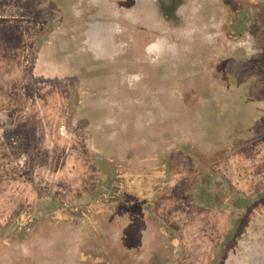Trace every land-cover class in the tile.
<instances>
[{
  "label": "rangeland",
  "instance_id": "rangeland-1",
  "mask_svg": "<svg viewBox=\"0 0 264 264\" xmlns=\"http://www.w3.org/2000/svg\"><path fill=\"white\" fill-rule=\"evenodd\" d=\"M108 262L264 264V0H0V264Z\"/></svg>",
  "mask_w": 264,
  "mask_h": 264
},
{
  "label": "trees",
  "instance_id": "trees-1",
  "mask_svg": "<svg viewBox=\"0 0 264 264\" xmlns=\"http://www.w3.org/2000/svg\"><path fill=\"white\" fill-rule=\"evenodd\" d=\"M185 153H187L192 159L194 160H197L198 159V154L196 153V150H194L193 148H191L190 146H186V148L183 149ZM163 162H161V167L163 168V171L162 172H169V165L167 164V161L166 160H162ZM108 176H113V180L111 178V180L113 181V183L111 184L112 186L108 188L107 190V193L111 194V196H108V197H105L106 194L103 195L102 197V201H110V200H113V207H112V210H114V214H117V213H121V214H125V213H130V209L129 207H127V205H130L128 202V191H129V188H131V186H134L135 187L137 186V182L140 180V176L138 175H135V174H131L129 175L128 177L126 175H124L123 177V180H124V183L123 185H120L118 182H117V179L118 181L120 182V175L119 173L117 172H113L112 174H109ZM135 176H137V179L135 178ZM211 178V175L209 176ZM133 180H135V182H133ZM210 182V180H209ZM133 184V185H132ZM201 193V197H208L207 198V201H210L212 199L213 201V196H211V193H209L207 191V188L205 189H202V191L200 192ZM220 195V194H219ZM155 197V196H153ZM151 197L150 200L147 201V203H144V204H141L140 207L142 206L143 207V211H144V214L150 219V220H153L154 221V217L151 213V209H152V204H153V200L154 198ZM220 198H222V195L219 196ZM100 200V198H96L95 200ZM217 198L214 197V201L216 200ZM106 201V202H108ZM222 202V200H220ZM129 209V210H127ZM110 263V262H108ZM112 264V263H110Z\"/></svg>",
  "mask_w": 264,
  "mask_h": 264
},
{
  "label": "crops",
  "instance_id": "crops-1",
  "mask_svg": "<svg viewBox=\"0 0 264 264\" xmlns=\"http://www.w3.org/2000/svg\"><path fill=\"white\" fill-rule=\"evenodd\" d=\"M163 171V168L160 170V172L162 173V177H161V180L159 183V187L158 188H154L156 186V183L152 181L151 178H149V174L153 173V172H133L135 175H138L140 176V180L137 182V186H136V189H137V194H134V191L135 189L134 188H131L129 189L128 191V195H129V203L130 205H127V207H132V205L136 204L137 201L138 203L141 205V204H144V203H147L148 200H150L151 197L154 198L153 200V206H152V209H151V213L153 215V217L155 218L154 221L153 220H150L145 214H144V211H143V207L141 206V212L138 214L141 216V218L145 219L146 221H148L150 224L156 226V229L160 231L161 234H165L167 235V231L166 229H163L164 227V224L155 216V214L153 213V207H154V204L156 203L157 199L163 194L162 193V190H164V188H168L170 187V182H171V169L169 168V172H162ZM212 176L213 174L210 173L208 175L209 176ZM134 181V180H133ZM204 184L205 181H203ZM207 185V184H206ZM165 192V191H163ZM131 209V208H129ZM127 209V210H129ZM125 214H129L128 213H125ZM134 213H130V215H133ZM115 221H119L118 219H114ZM118 224V222L116 223ZM169 229V228H168ZM174 239L173 238H170V241H173ZM112 241V240H111Z\"/></svg>",
  "mask_w": 264,
  "mask_h": 264
}]
</instances>
